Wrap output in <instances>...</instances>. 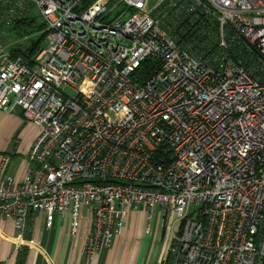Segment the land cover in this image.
<instances>
[{"label": "built area", "instance_id": "obj_1", "mask_svg": "<svg viewBox=\"0 0 264 264\" xmlns=\"http://www.w3.org/2000/svg\"><path fill=\"white\" fill-rule=\"evenodd\" d=\"M175 1L0 0V111L38 127L19 184L0 156V219L67 216L72 237L84 221L88 264L131 213L159 210L158 264H264V0L203 6L220 53L233 32L254 48L249 69L181 48L163 23ZM27 13L43 28L15 40ZM39 34L32 58L11 56Z\"/></svg>", "mask_w": 264, "mask_h": 264}, {"label": "crops", "instance_id": "obj_2", "mask_svg": "<svg viewBox=\"0 0 264 264\" xmlns=\"http://www.w3.org/2000/svg\"><path fill=\"white\" fill-rule=\"evenodd\" d=\"M37 135L38 127L25 121L19 112L4 114L0 111V156L10 157L7 176L14 185L20 183ZM141 213H131L121 234L88 264H157L162 248L161 252L153 248L149 236L142 234L147 218L142 221ZM86 234L83 221L72 237L67 216L62 220L56 218L48 228L41 213L32 214L24 232L15 228L12 219H0V264H84L82 242ZM153 235L156 236L154 231ZM162 235L163 232L160 237Z\"/></svg>", "mask_w": 264, "mask_h": 264}, {"label": "trees", "instance_id": "obj_3", "mask_svg": "<svg viewBox=\"0 0 264 264\" xmlns=\"http://www.w3.org/2000/svg\"><path fill=\"white\" fill-rule=\"evenodd\" d=\"M199 2L200 5H194L192 0H176L175 7L166 10L163 23L169 29L176 43L196 57L209 60L219 54L231 61L240 62L246 69L258 68L261 61L256 51L234 32L228 39L226 38L228 50L223 54L219 52L217 23L203 10V6L207 4L206 0H199ZM14 23V27L10 31L15 40L31 36L43 28L37 17L30 13L20 19H15ZM43 37L39 34L18 44L12 48L11 56L29 60L40 48ZM151 65V61L145 63L140 68L141 73L150 74L153 71Z\"/></svg>", "mask_w": 264, "mask_h": 264}, {"label": "rangeland", "instance_id": "obj_4", "mask_svg": "<svg viewBox=\"0 0 264 264\" xmlns=\"http://www.w3.org/2000/svg\"><path fill=\"white\" fill-rule=\"evenodd\" d=\"M159 0H147V9L148 10H152L154 7L157 6ZM14 39V38H13ZM67 93L69 95H73V91L71 90H67ZM141 216H142V221L145 220L146 213L144 211H141ZM170 220V218H169ZM163 221H164V214L162 211L159 210H154L153 214L151 215V217L149 219H147L146 224H143V231L142 234H146V236L148 237V240L150 241V244H152L153 248H155L156 250L160 249L159 251L161 252V248L163 247V242H164V235H165V231L164 234L160 237L161 233L164 230L163 227ZM154 233L156 234V236L152 237V234ZM159 260V258H158ZM158 264V261H157Z\"/></svg>", "mask_w": 264, "mask_h": 264}]
</instances>
